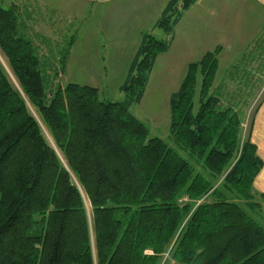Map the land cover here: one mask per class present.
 <instances>
[{
	"label": "trees",
	"instance_id": "trees-1",
	"mask_svg": "<svg viewBox=\"0 0 264 264\" xmlns=\"http://www.w3.org/2000/svg\"><path fill=\"white\" fill-rule=\"evenodd\" d=\"M197 1L168 0L156 28L171 38ZM74 43L42 58L19 14L0 6V51L21 90L0 62V264H264V226L242 207L263 211L264 164L243 133L246 98L215 87L221 47L188 66L167 142L129 105L171 41L142 36L121 87L129 105L63 86ZM241 68L229 76L250 86Z\"/></svg>",
	"mask_w": 264,
	"mask_h": 264
},
{
	"label": "crops",
	"instance_id": "crops-1",
	"mask_svg": "<svg viewBox=\"0 0 264 264\" xmlns=\"http://www.w3.org/2000/svg\"><path fill=\"white\" fill-rule=\"evenodd\" d=\"M167 1L111 0L107 2L106 4L109 5L106 8L110 12H104L105 24L102 26L103 31L107 33V42L110 44L106 52L108 56L107 58L103 56L101 45L98 48V57L91 55L89 52L91 47L83 44V37L77 39L67 63L65 73L67 83L95 88L121 89L128 78L142 36L159 30L156 24ZM118 2H125L121 8L128 9L127 12L120 9L117 11L118 7H114L117 6L114 4ZM104 14L101 19L104 18ZM133 17L134 20L131 23L129 19ZM115 21H119L125 28L124 33L115 32L116 29L112 26ZM96 32L94 29L95 36L98 35ZM98 38L100 39L99 35ZM167 39L171 41L170 48L157 59L154 71L155 68L162 69V66L173 65L181 76V71H185L186 66L199 61L207 52L221 47L219 62L224 61L225 58H232V69L237 65L244 66L246 69L241 68V71L258 73L256 79L261 78L258 83L264 81V0H198L185 12L175 28L174 35L170 38L165 34L163 40ZM248 47L251 50H248L250 49ZM117 52L121 57L120 60H116ZM161 60L164 61L161 62ZM219 70L221 71L220 67ZM154 71L152 74L155 73ZM260 73L263 74L262 77ZM238 78L241 79V76L239 75ZM108 79L110 86L108 82L105 83ZM250 141L256 145L257 153L264 164V100L255 115ZM254 191L264 196V166L255 180Z\"/></svg>",
	"mask_w": 264,
	"mask_h": 264
},
{
	"label": "rangeland",
	"instance_id": "rangeland-1",
	"mask_svg": "<svg viewBox=\"0 0 264 264\" xmlns=\"http://www.w3.org/2000/svg\"><path fill=\"white\" fill-rule=\"evenodd\" d=\"M109 1L111 0H0V6L4 9H12L19 14L21 20L28 29L29 36L40 49L42 58H48L51 55L50 48H53L54 53L57 55V53L61 50V47L66 45V43H69L72 37H75V43L78 41L77 39L83 37V44L91 47L89 52L91 55H95V57H98L99 46H103L102 54L107 58L108 54L106 52L109 50L110 44L107 42V33L106 31H103V26L105 24L104 12H110L106 8V6L109 5L106 3ZM122 3L118 2L117 4H114L117 5L114 7H118L116 8L117 11L120 9L127 12L128 9L121 8L124 6L125 2ZM102 14H104L103 19H101ZM129 20L132 23L134 17ZM130 22L126 21L128 24ZM112 26L113 29H116L115 32L124 33L125 28L119 23V21H115ZM94 29L95 32L97 31L96 33L99 35L100 39L98 38V35L95 36L93 33ZM152 34L157 40L161 41L165 39V34L162 30H158ZM251 48L248 50H251ZM159 58L160 56L158 59ZM120 59L121 57L119 52H117L116 60ZM223 60L224 61H220L222 68L220 66L221 71L219 70L218 72L215 87H225V91L228 96L231 94L233 96H243L246 98L247 107L243 114V133L249 137L255 115L258 113L260 106L263 104L264 81L262 80L258 83L261 78L259 77L256 79L258 73L255 74L254 72L250 73V86L248 85V82L244 81V79L238 78L235 80L231 78L229 73L233 70L232 58H225ZM163 61L164 60H161V62ZM0 62L4 66L12 84L16 87V89L20 90L18 81L13 74L6 57L1 51ZM251 64L253 65V63ZM188 66H186L185 71H181V76L180 73L178 74V71L174 69L173 65H166V67L162 66V69L155 68V71L153 70L155 73L153 72L154 74H151L149 77L148 85L140 104L132 103L129 105L130 100L133 99L123 93L120 88L98 87V89L102 91L104 94L103 99L106 101L128 104L131 113L149 128L152 137L161 138L168 142L170 138L169 128L171 120L170 98L179 90L181 83L186 76ZM260 75L262 77L263 74L260 73ZM62 79L63 86L68 84V80L65 76ZM108 81L109 79L106 80L105 83L107 84ZM261 84L263 85L261 86ZM108 86H110L109 82ZM28 106L31 114L39 122L46 140L56 151L61 162L64 165H67L63 155L56 148L50 133L43 125L34 109L29 104ZM80 190L84 197L86 209L91 215L90 202L83 190L81 188ZM256 202L263 205V211L259 210V208L248 207L245 205H242V207L253 219L264 226V202L258 196L256 198Z\"/></svg>",
	"mask_w": 264,
	"mask_h": 264
},
{
	"label": "built area",
	"instance_id": "built-area-1",
	"mask_svg": "<svg viewBox=\"0 0 264 264\" xmlns=\"http://www.w3.org/2000/svg\"><path fill=\"white\" fill-rule=\"evenodd\" d=\"M184 201H187V200H184Z\"/></svg>",
	"mask_w": 264,
	"mask_h": 264
}]
</instances>
